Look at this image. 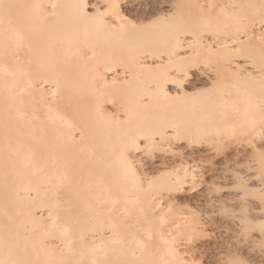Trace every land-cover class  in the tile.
<instances>
[{
	"label": "bare ground",
	"instance_id": "6f19581e",
	"mask_svg": "<svg viewBox=\"0 0 264 264\" xmlns=\"http://www.w3.org/2000/svg\"><path fill=\"white\" fill-rule=\"evenodd\" d=\"M252 48L264 0H0V264H202L214 242L178 207L205 202L189 165L225 156L234 127L263 144L233 154L263 225ZM233 216L209 222L229 242L249 219ZM261 227L245 243L264 245Z\"/></svg>",
	"mask_w": 264,
	"mask_h": 264
},
{
	"label": "rangeland",
	"instance_id": "374dc122",
	"mask_svg": "<svg viewBox=\"0 0 264 264\" xmlns=\"http://www.w3.org/2000/svg\"><path fill=\"white\" fill-rule=\"evenodd\" d=\"M131 14L129 13L128 15L131 16ZM252 50H253L252 53L256 57L254 59V64L256 66H258L259 68L264 70V48L263 49L252 48ZM204 62H206L211 67H215V63L210 57L206 58L204 60ZM249 87L255 93H258L260 96H264V77L262 79H259V81L256 80V83L253 85H250ZM254 119H253L254 121H257L258 123L261 124L259 127V138L264 139V112L256 115ZM238 127H240V126H238ZM244 128H246V127H243V128H241V130L239 129V131H238V130H236L238 128L234 127V131L232 130V131L226 132V136H228V139H229V142L226 143V145L228 144L227 145L228 147L224 146V147H226L225 148L226 150L221 149V151L223 150L225 152V156L223 155L222 157H215L214 154L212 153L211 156L197 157L195 159V161H193V163H190V165H189V171L191 174V178L193 179L192 182L193 181L194 182H193V184L191 182V185H190V187H188V189L191 188V190H194V192H197V194H198V193H201L203 190H205V187H207V190L203 193L205 202L195 203V204H190V205H188L186 203L180 204V206L178 205L179 206L178 212L180 213L181 217L189 220L191 223L197 224V226L199 227L193 233V236L195 238L196 237L202 238V239H206L209 242H214V243H210L211 245H209V247L213 248V249L209 248V250L211 249L212 251H207L206 252L207 254L205 253L206 255L205 254L203 255L204 259L201 260L202 264H215L217 261L220 262L223 259L225 261V263L223 262L224 264H228L227 263L228 261H231L232 263L235 262L236 264H259V263H261L258 252L259 251L264 252L263 242H262V244L260 242H259L260 244L257 243L258 245H255L256 243H251V244H248L247 242L245 243L246 234H248L249 232L251 233L252 231L260 230V229H262L261 226L264 225L263 223H262L263 225H261V222H259L260 225L258 222H257L258 224L255 223L256 225H259L260 227L256 226L255 224H253V225L250 224L251 222L253 223V221H252V218L249 217V215L247 213L248 211H246V209L248 210V207H245V208L243 207L244 205H246L245 204L246 200L248 201L249 198H253V195L254 196L256 195V191L252 187H245L247 185H244L245 182H242V178L245 175L244 170L246 167H248L245 164L246 159L243 157L236 158V157H234L235 155H233V154H234L235 145L237 143L248 142V143H251V148L247 150L249 158L251 156L253 158H255V157H257L258 152H262L263 144L254 142L255 138H252V136L249 137L248 134L244 133L243 132ZM114 130H116V127L114 128ZM240 131H242V132H240ZM115 146L116 145H113V147L110 149L112 154L118 152V148ZM218 147H220V146H217V144H214L212 146V148L214 149L215 152H220V148H223V147H220V148H218ZM159 148L160 149H166L167 146L162 145ZM224 158H226L227 160H226V162L223 163V161H225ZM261 160L264 161V155L262 156ZM193 172H194V174H192ZM242 172H244V173L242 174ZM220 175H221V177L225 176V178L227 176L228 181L225 180V182H224V180L222 179L223 177L220 179L217 178ZM243 181H244V179H243ZM219 195H220V198L222 200L225 197L223 200L224 202L221 200L225 205H222V202L217 203V204H219V206L215 205L216 203H214V202H216V200H217L216 198H218ZM223 195H224V197H222ZM245 198H248V199L245 200ZM230 199L234 202L229 201ZM226 200L230 204L225 202ZM241 200H245V201H241ZM243 202H244V204H243ZM232 213L234 215H236V219H237V217H239L240 220H242V218H249V219L243 220V224L246 226L245 227L246 234H245V229L243 231V228H242L243 233L238 231L239 230L238 229L237 230L238 232L236 233L235 238L233 235L234 241L231 237V241L229 242L228 240H230V239L227 238V240H226V237H223V236H226V234H224L223 230H221V231L218 230V232H217V230H215L214 228L216 227V225H218L217 223L219 222V218L223 219L226 215L227 216L228 215L233 216ZM222 216H224V217H222ZM233 217H235V216H233ZM238 219H237V221H238ZM249 220H250V222H249ZM205 221L207 223L202 224ZM244 221L245 222L248 221L247 225H246V223H244ZM209 222L215 223V227L210 226ZM240 224L243 227L242 222H240ZM253 226H255V227H253ZM239 232L241 233V237H240ZM244 234H245V236H244ZM222 238H224V239H222ZM215 241L218 244H220V242L222 241L221 242L222 247H223V245L229 246L230 245L229 243H231V245H230L231 248H230V246L228 247L230 251L228 249H225V248H227V246L226 247L224 246L225 248L219 247ZM224 241L225 242L227 241V242L225 243ZM235 242H236V244H234ZM244 243H245V245H243ZM233 244H234V246H233ZM235 245H238V246L236 247ZM246 245H247L248 249H242L243 250L242 251L241 248L243 246L246 247ZM252 245H253V248L251 247ZM214 246L216 247V249H214ZM232 246H233V248H232ZM218 247H219V250L217 249ZM249 247H251L253 250ZM257 248H259V249H257ZM215 250H218V251L213 252ZM219 251L221 253H222V251L224 252V253H222V256L220 255L221 253H219ZM248 251L249 252L251 251V252L249 253ZM255 251H257V253ZM215 253H217V254L219 253L218 257L220 255L219 258L222 260L218 259ZM226 260H227V262H226ZM232 263H229V264H232ZM235 263H233V264H235Z\"/></svg>",
	"mask_w": 264,
	"mask_h": 264
}]
</instances>
